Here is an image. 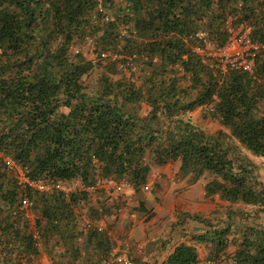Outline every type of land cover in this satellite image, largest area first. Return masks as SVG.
<instances>
[{
	"label": "trees",
	"instance_id": "trees-1",
	"mask_svg": "<svg viewBox=\"0 0 264 264\" xmlns=\"http://www.w3.org/2000/svg\"><path fill=\"white\" fill-rule=\"evenodd\" d=\"M242 22L264 44V0H0L1 236L35 252L40 222L34 236L23 198L58 224L59 210L69 214L100 182L138 191L152 166L174 162L191 183L212 177L206 197L264 214V184L249 157L264 158V49L252 73L222 72L195 52L205 39L222 46L228 25ZM85 45L94 60L72 53ZM202 107L222 129L207 133L184 119ZM5 160L48 189L20 184ZM238 215L216 225L189 218L205 227L188 236L205 246L204 262L264 264V228ZM199 263L184 242L162 264Z\"/></svg>",
	"mask_w": 264,
	"mask_h": 264
},
{
	"label": "crops",
	"instance_id": "crops-1",
	"mask_svg": "<svg viewBox=\"0 0 264 264\" xmlns=\"http://www.w3.org/2000/svg\"><path fill=\"white\" fill-rule=\"evenodd\" d=\"M179 165V162H174L161 167L152 166L147 183L138 191L128 188L120 192L121 194L117 192L116 195H108L101 187L95 191L88 190L86 201L70 209L69 214L59 210V216L62 219L58 224L48 223L39 213H32L28 224L29 230L35 231V219L40 222L37 250L31 252L29 249H25L24 242L21 244L15 242L12 234L6 238L0 234L2 240L4 239L1 243L2 247L0 246V264H89L110 256L115 245L119 243L123 244L135 261L144 264H162L174 248L184 241L196 249L199 264H207L204 262L206 253L202 259L200 249L194 245L203 246V244H190L188 241L189 234L202 233L205 227L200 230L197 228L191 230L185 224L180 227L173 226L176 230L172 231L174 230L172 229L169 236L161 232L162 238L164 237L166 240L160 244L154 243L155 248L153 249L149 244V239H154L156 235L153 234L157 232L155 210H151L150 207V205H154L155 195L150 194L153 190L149 186L151 174L157 172L156 168L161 175V185L156 186L155 191L163 199L162 205L159 207L156 205L158 214H161L162 210L172 216L176 213L174 205L177 209L185 206L183 199L190 198L192 206L193 196L211 198L205 196L204 187L212 177H203L195 183H191L189 176L181 177L179 175ZM72 189V191L80 190L81 187L76 185L72 186ZM193 208L191 213L185 212L184 209L181 214H176L179 217L174 220L194 222L189 218L196 216L205 219V217L196 214L200 211L199 207L193 206ZM110 214H113V218ZM158 217L160 216L158 215L157 219ZM20 229L22 230V228Z\"/></svg>",
	"mask_w": 264,
	"mask_h": 264
},
{
	"label": "rangeland",
	"instance_id": "rangeland-1",
	"mask_svg": "<svg viewBox=\"0 0 264 264\" xmlns=\"http://www.w3.org/2000/svg\"><path fill=\"white\" fill-rule=\"evenodd\" d=\"M73 49L74 50L75 49L80 50L87 60H94L95 59V55L92 53V50L90 49V47H88V45H85L80 49L77 47L73 48ZM97 73H99V70L94 71V73L91 76L86 78L85 79L86 82L87 83L90 82ZM144 111H146V108H144ZM184 119L190 121L194 126L198 127L199 129H201L202 131H205L207 133H214L217 130L222 129V127L219 125V123L214 118L209 117L207 115V108L206 107L195 109L194 111L186 114L184 116ZM249 157H250V160L257 167V172H256L257 178L264 184V158L253 157L251 155ZM155 170H157V172L152 173L150 180H149V186L153 190V191L151 190L152 192H150V194L152 196L155 195V197H154L155 202L153 201L154 205L152 204V205H150V207H151V210H155L154 218H156V226L155 227L157 228V232H154V234H153V235H156V236H154V239H149V244L151 245L152 249L155 248L154 243L160 244L161 242L166 240V239H164V237L162 238L161 232H164V234H167L169 236L170 231L172 229H174L173 226L180 227L181 225L184 226V224H185L186 227L188 226L189 229H191V230H194V228H195V230H196V228H197V230H200L201 228L204 227L203 225H201L197 222H191L190 220L185 221V222H181V220L180 221L174 220V218L178 219V217H179V215H176V214H178V213L181 214L184 209H185L184 211L187 213L193 212V210H194L193 206H195V208L199 207L200 211H198L196 214H199L200 216L205 217V219H207L209 222H211L212 225L213 224L216 225L219 222H224V221H226L228 215H233V213L240 212V215H238V219H236V221L242 222L240 224H256V225L264 228V214L256 213L255 207H252L250 205H244L242 203H228V202H225L223 200H220L217 196H213V197L208 198V199L203 197V196H199V197L193 196L192 197V201H193L192 206H191L190 198L188 200L183 199L185 201V203H184L185 206L179 207L180 209H177L176 205H174L176 213L173 214L172 216L170 214H168L167 212L162 211L161 208H160L161 214H158L157 209H156V205L158 207H159V205H162L163 199L161 197H159L160 195L157 193V191H155L156 186L158 187L159 184L161 185V182H160L161 175L158 173V171H159L158 168H156ZM68 188H69L68 190H71V191L73 190L71 187H68ZM179 191H180V189H179ZM118 193L121 194L120 192H118ZM187 204H189V205L186 206ZM158 215L160 217H158V219H157ZM244 215H247V218H244ZM153 230H155V228H153ZM175 230L176 229H174L172 231H175ZM159 237H160V240H159ZM120 242H121V240H120ZM177 242H179V240H177ZM190 244H192V242H190ZM194 245L196 246L197 249H200V251L202 253V259H203L205 256V253H206L204 245L203 246L200 244H194ZM231 251H232V249L229 250V252H231ZM130 258H131V256H130Z\"/></svg>",
	"mask_w": 264,
	"mask_h": 264
},
{
	"label": "built area",
	"instance_id": "built-area-1",
	"mask_svg": "<svg viewBox=\"0 0 264 264\" xmlns=\"http://www.w3.org/2000/svg\"><path fill=\"white\" fill-rule=\"evenodd\" d=\"M229 36L227 37L225 43L222 46L214 45L210 40L205 39V47L203 49L196 48L195 52L203 54L206 53L207 56L214 59V65L219 68L222 72L229 69L241 70L244 72L252 73L253 60L255 57L264 49V44H259L253 42L251 39V31L253 27L247 22L240 23L236 28L228 25ZM201 37V36H200ZM73 54L78 53L79 50L71 49ZM136 56L133 55L127 58L126 61H131ZM128 66V65H127ZM6 165L10 169L17 170L18 181L22 185H28L38 191L47 190V186H43L41 183H34L28 181L20 168L15 166L10 160H5ZM59 189H64L68 191V187L56 186ZM98 187L104 189L108 195H113L117 192H121L129 188V185L125 182L114 184L110 181H103L98 184ZM32 203L27 199L23 198L21 209L24 210V217L27 220L32 218ZM113 218V214H110ZM34 236H36V232ZM89 264H144L142 262L134 261L130 258V255L123 247L121 243L115 245V249L111 251L110 256L105 257L99 261L92 262Z\"/></svg>",
	"mask_w": 264,
	"mask_h": 264
}]
</instances>
